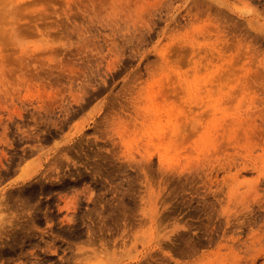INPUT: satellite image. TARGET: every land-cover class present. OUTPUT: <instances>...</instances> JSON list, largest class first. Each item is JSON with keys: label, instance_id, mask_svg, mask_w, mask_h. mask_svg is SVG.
<instances>
[{"label": "rangeland", "instance_id": "1", "mask_svg": "<svg viewBox=\"0 0 264 264\" xmlns=\"http://www.w3.org/2000/svg\"><path fill=\"white\" fill-rule=\"evenodd\" d=\"M262 32L264 0H0V264H185Z\"/></svg>", "mask_w": 264, "mask_h": 264}, {"label": "bare ground", "instance_id": "2", "mask_svg": "<svg viewBox=\"0 0 264 264\" xmlns=\"http://www.w3.org/2000/svg\"><path fill=\"white\" fill-rule=\"evenodd\" d=\"M254 20L255 18L252 22ZM255 22L257 21L253 24ZM256 27L260 29L261 26ZM212 48L215 50H210L215 57L214 60L223 58L220 49L217 50L215 45H212ZM204 53L206 58L207 52ZM229 60L225 68L226 74L230 76L233 72L231 64H234ZM254 99L256 100V97ZM228 126L225 129L226 135H229L228 140L236 137L237 140L246 143V146L243 145L245 151L241 153L242 167L237 168V157L232 156L233 159L228 157L221 161L220 168L211 177L207 188L204 185L205 190L213 194L212 199L213 196L217 199L215 202L207 203L212 207L215 220L209 221L210 224L205 226L206 229H203L205 231L201 232L197 240L186 234L183 248L187 257L185 264H264V120L261 124L240 120ZM234 168L237 169L236 172L233 171ZM249 168L256 172V176L242 178L243 171ZM199 190L201 192V189ZM208 199L212 200L209 196ZM203 200L204 197L201 203ZM208 207L206 206L207 210ZM210 216L209 219H212ZM207 246L214 247V250L202 251V247Z\"/></svg>", "mask_w": 264, "mask_h": 264}]
</instances>
